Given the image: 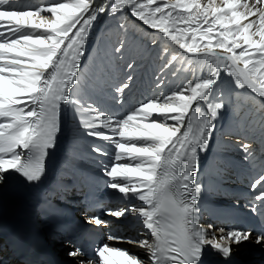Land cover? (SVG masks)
I'll use <instances>...</instances> for the list:
<instances>
[{
    "label": "snow or ice",
    "instance_id": "obj_1",
    "mask_svg": "<svg viewBox=\"0 0 264 264\" xmlns=\"http://www.w3.org/2000/svg\"><path fill=\"white\" fill-rule=\"evenodd\" d=\"M262 4L264 0H224L221 8L214 7L211 0L206 6L197 0H107L97 6L94 0H49L46 10L54 17L49 21L40 16L38 5L19 7L17 0H0V118L5 121L0 122V185L10 172L29 184L42 179L46 158L61 131L62 112L69 108L89 136L115 144L114 162L104 170L111 178L107 187L125 198L146 203L147 207L133 206L106 214L120 218L134 212L143 218L152 241L139 240V247L149 253L150 264H234L233 255L241 244L253 241L264 246V228L254 233L238 225L228 230L214 229L213 225L205 230L198 225L202 190L198 156L199 151L207 150L214 131L211 118L223 109L222 99L208 103L210 115L201 116L194 124L185 119L199 113V103L214 95L221 70L234 78L238 89L264 98ZM126 13L157 30L163 45L162 69L186 55L211 64V76L197 78L194 87L189 81V95L177 89L170 96L149 98L127 116L107 109H100L94 116L97 109L82 95L88 86L81 71L85 43L101 15ZM254 17H258V24ZM124 47L120 42L113 51L119 55ZM173 47L178 48L177 54H171ZM127 87L126 83L117 91L122 93ZM242 147L247 152L248 146ZM93 151L105 154L98 145ZM134 178L138 183H132ZM261 184L264 175L255 181L253 189ZM256 199L264 201V190ZM87 223L103 226L106 222L97 216ZM114 238L108 236L109 241ZM66 243L72 249L68 256H84L81 246ZM96 252L102 264H145L127 250L110 248L107 243ZM78 264L92 261L80 259Z\"/></svg>",
    "mask_w": 264,
    "mask_h": 264
},
{
    "label": "bare ground",
    "instance_id": "obj_2",
    "mask_svg": "<svg viewBox=\"0 0 264 264\" xmlns=\"http://www.w3.org/2000/svg\"><path fill=\"white\" fill-rule=\"evenodd\" d=\"M58 2L68 3L70 0H58ZM168 2L175 3L176 0H168ZM197 2L206 6L209 0H197ZM211 2L214 7H224V0H211ZM240 2H253V0H240ZM48 3L49 0H17L19 7L29 4L40 6L42 9L40 16L51 21L54 17L46 10ZM94 3L99 6L106 4L107 0H94ZM34 19L38 18L34 17ZM254 19L258 24V17ZM120 25L124 27L121 28ZM153 40H157L158 43L154 44ZM120 42H124L125 47L118 55L113 49L119 47ZM162 46L157 30L149 29L130 14L117 17L101 15L91 28L84 47L85 55L81 61V71L84 73L82 79L88 85L82 90V95L97 109L92 115H98L100 109H107L108 112L127 116L132 114L141 103L148 102L151 97L170 96L177 89H183L184 94L189 95L191 94L188 88L189 81H192L194 87L197 78H210L211 64L191 60L186 55L178 56L171 67L162 69V64L165 62L160 54ZM178 51V48L173 47L171 54H177ZM217 51L223 52L219 49ZM109 57L110 63L106 62ZM11 58L10 56L9 59ZM130 64L131 69L128 67ZM2 65L3 62H0V66ZM102 68L104 71H101ZM233 79L225 76L221 70L214 95L210 96L209 101L199 103V113L193 112L191 116L185 118L186 123L194 124L201 116L210 115L208 103L221 102L222 99L223 109L218 112L217 117L211 118L214 131L209 140L207 153L203 155V151H199L198 176L202 186L199 196L206 195L213 200L224 202L232 199L238 201L234 191L245 189L255 202V210L264 214V201L256 199L260 191L264 190V184L257 185L255 190L253 189L255 181L264 175V98H260L258 94L248 89H238L234 86ZM126 83L128 87L122 93L118 92L117 89L123 88ZM195 107L197 105H194L193 109ZM136 114L141 115V113ZM0 122L5 121L0 118ZM109 135L112 133L109 132ZM57 139L65 148L61 166L67 170L78 164L96 167L103 159L109 162L107 166L109 168L114 162L115 144L89 136L69 108L62 112L61 131ZM96 145L112 148L113 154L96 153L93 151V146ZM244 145L248 146L247 152L243 150ZM239 168L254 176L252 186H242L236 181ZM104 170L98 169L102 174ZM19 177L14 172L8 173L2 186ZM132 183H138V180L134 178ZM110 192L121 198V203L118 204L121 209L128 204L132 207H147L145 202L132 197L125 198L117 190L111 189ZM198 219L199 217L197 223H203ZM148 233L149 231L145 230L135 236L148 235ZM134 242H137L135 246L125 245L121 250H127L130 254L143 259L145 264H150L149 253L142 252L138 239ZM262 252V245L249 241L241 244L234 254L247 260Z\"/></svg>",
    "mask_w": 264,
    "mask_h": 264
},
{
    "label": "rangeland",
    "instance_id": "obj_3",
    "mask_svg": "<svg viewBox=\"0 0 264 264\" xmlns=\"http://www.w3.org/2000/svg\"><path fill=\"white\" fill-rule=\"evenodd\" d=\"M141 2H144L145 3V2H147V0H141Z\"/></svg>",
    "mask_w": 264,
    "mask_h": 264
}]
</instances>
